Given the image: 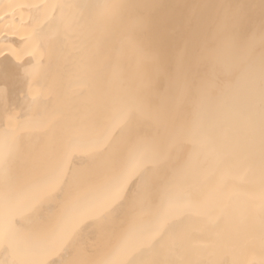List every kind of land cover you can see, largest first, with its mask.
I'll use <instances>...</instances> for the list:
<instances>
[{
    "label": "bare ground",
    "instance_id": "1",
    "mask_svg": "<svg viewBox=\"0 0 264 264\" xmlns=\"http://www.w3.org/2000/svg\"><path fill=\"white\" fill-rule=\"evenodd\" d=\"M0 264H264V0H0Z\"/></svg>",
    "mask_w": 264,
    "mask_h": 264
},
{
    "label": "snow or ice",
    "instance_id": "2",
    "mask_svg": "<svg viewBox=\"0 0 264 264\" xmlns=\"http://www.w3.org/2000/svg\"><path fill=\"white\" fill-rule=\"evenodd\" d=\"M144 162H145V159H144V158H140V159H138L137 164H138V165H141V164H143Z\"/></svg>",
    "mask_w": 264,
    "mask_h": 264
}]
</instances>
